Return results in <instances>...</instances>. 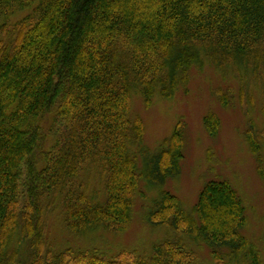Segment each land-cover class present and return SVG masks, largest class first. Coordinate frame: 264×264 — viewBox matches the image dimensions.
Returning a JSON list of instances; mask_svg holds the SVG:
<instances>
[{
  "label": "trees",
  "instance_id": "16d2710c",
  "mask_svg": "<svg viewBox=\"0 0 264 264\" xmlns=\"http://www.w3.org/2000/svg\"><path fill=\"white\" fill-rule=\"evenodd\" d=\"M205 64L237 82L216 96L237 99L264 181V0H0V264H204L205 248L212 264H264L230 182L208 180L191 209L166 188L182 173L183 118L149 148L134 112L137 95L172 101ZM203 127L216 135L218 117ZM137 205L165 232L143 249L50 237L55 222L80 241L123 236Z\"/></svg>",
  "mask_w": 264,
  "mask_h": 264
},
{
  "label": "rangeland",
  "instance_id": "374dc122",
  "mask_svg": "<svg viewBox=\"0 0 264 264\" xmlns=\"http://www.w3.org/2000/svg\"><path fill=\"white\" fill-rule=\"evenodd\" d=\"M229 86L232 90L238 88L237 82L223 81L212 64H205L203 70L193 71L189 86L179 91L172 101L154 99L151 107L145 108L143 99L137 95L134 99V112L144 123V143L149 148H154L170 136L179 119L183 118L186 143L182 173L179 179L170 181L166 188L180 199L186 209H191L208 180L230 182L246 202L248 221L243 234L254 249L262 253L264 260V244L259 240L264 226V181L257 175L255 160L240 137L246 127V118L237 99L232 93L233 99L229 97L230 104L223 108L216 96L217 91L229 93ZM210 112L219 120L218 132L214 136L208 135L203 127V117ZM261 123L262 120H259L258 125ZM146 193L154 195L152 190ZM139 210L137 205L134 220L123 236L100 234L96 236L98 240L88 237L80 241L63 232L55 222L50 237L59 249L86 247L94 242L114 250L120 246L147 247L155 240H161L165 232L161 230L151 233L142 221ZM200 255L204 264H212L208 249H203Z\"/></svg>",
  "mask_w": 264,
  "mask_h": 264
}]
</instances>
